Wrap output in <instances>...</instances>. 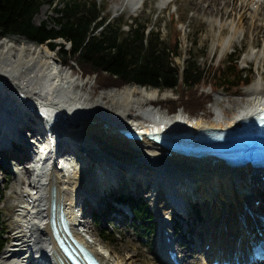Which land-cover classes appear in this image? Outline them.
I'll list each match as a JSON object with an SVG mask.
<instances>
[{"label": "bare ground", "instance_id": "6f19581e", "mask_svg": "<svg viewBox=\"0 0 264 264\" xmlns=\"http://www.w3.org/2000/svg\"><path fill=\"white\" fill-rule=\"evenodd\" d=\"M131 1L136 2L135 13H139L146 0H128ZM202 1L208 4L201 5V11L219 16L220 22L213 18L209 21V33L218 27L219 34L213 36L219 45L226 47L232 43L234 34L229 39L222 35L235 32L233 22L228 19L236 17L238 25L243 24L253 33L251 45L259 40L260 34L264 35V0ZM159 2L164 7L171 0ZM79 80L73 71L64 69L61 58L47 45L34 47L25 36L19 35L0 41V154L19 166L13 179L16 187L14 182L11 184V196L21 202H17L15 231L9 236V247L0 257V264H72L53 232V204L56 219L63 213L69 221L70 233L60 231V236L82 243L100 264H133V256H120L107 248L98 234L99 239L95 237L93 228L87 226L88 213L93 216L96 209L105 219L121 222L122 212L106 213L115 194L125 192L138 199L144 192L148 199L155 200V205L170 195L177 203V212H183L187 218L183 224L189 229L190 206L192 200H195L193 203L198 200L192 195L198 184L200 197H210L217 191L225 200L223 204L213 205L216 213H222L225 208L228 212L233 205H243L248 197L253 208L246 204L247 209L241 212L243 220L238 237L242 236L243 240L229 242L218 237L214 233L218 227L213 223L209 231L205 230L204 264L214 259H240L250 255L248 252L260 240L259 232L264 234V219H259L264 180H258L259 174L254 176L252 168H233L214 157L198 159L170 152L148 136L225 130L240 125L241 120L264 109V90L260 85L248 87L249 98L238 109L225 106L211 119L204 116L191 119L183 110L169 114L152 106L158 89L128 85L95 98L94 90L86 91L87 83ZM133 110L143 116L135 115ZM122 130L136 132L142 140L128 139ZM22 131H27V135ZM38 135L44 141L45 158L36 159L38 150L32 138L35 140ZM68 153L72 160L65 158ZM28 160L35 167L38 165L37 174L33 175L36 168L32 170L26 165ZM74 161L82 162L80 167ZM176 189H181L178 192L183 195L182 202L180 197H175ZM117 209L122 210L118 206ZM157 210L161 216L163 207ZM194 228L197 234L200 227ZM159 249L162 252V246ZM183 252L185 264H191V250L186 247ZM162 255L157 254L167 264Z\"/></svg>", "mask_w": 264, "mask_h": 264}, {"label": "trees", "instance_id": "16d2710c", "mask_svg": "<svg viewBox=\"0 0 264 264\" xmlns=\"http://www.w3.org/2000/svg\"><path fill=\"white\" fill-rule=\"evenodd\" d=\"M55 1L0 0V38L19 35L34 44L49 46L60 53L63 64H76L84 76L93 77L97 92L128 85L155 88L160 92L172 90L174 96L160 98L153 102L155 106L170 113L181 109L196 119L204 112L213 115L208 105L215 92L230 93L253 82L252 73L241 68L239 58L229 57L216 67L202 65L196 57L183 65L177 64L175 57L181 56L178 30L167 42L160 32L149 29L144 20L136 18L129 23L121 17L111 22L96 0H62L61 4ZM44 4H49L57 14L50 18L52 24L47 20L38 24L33 21ZM124 24L128 26L127 31L122 29ZM59 38L67 41L70 48L66 49L64 43L58 45L55 40ZM205 84L210 91L201 89ZM122 200L132 206V226L138 235L142 239L155 236L157 227L151 206L143 199L124 197ZM3 225L0 198V253L6 246ZM98 234L105 243L115 241L116 233L106 228H100ZM149 245L157 255L154 238Z\"/></svg>", "mask_w": 264, "mask_h": 264}, {"label": "rangeland", "instance_id": "374dc122", "mask_svg": "<svg viewBox=\"0 0 264 264\" xmlns=\"http://www.w3.org/2000/svg\"><path fill=\"white\" fill-rule=\"evenodd\" d=\"M96 1H98L99 4L102 5L104 13L110 16L111 22H114L116 19H119L121 17L125 18L126 21H129V23L134 22V19L136 18L140 21L144 20L149 29L160 32L161 36L167 42L171 40L175 30H178L181 56L175 57V61L177 64L183 65V63H186L191 58L196 57L197 61L200 64L216 67L226 62L229 57L239 58L241 68L244 69V71H250L252 73V84H259L260 88L264 90V35L260 34L259 40L254 45H251L252 43L250 42V40L253 33L248 32L243 24H237L239 21L238 17H236L235 19H228L229 22H233L232 26L233 29H235V32L233 33L232 31H228L222 35L225 36V38L227 36V39H229L231 34H234V38H232V43L225 47L219 45L218 40L215 39L213 36L219 34L217 26L213 27L212 33H209V29L211 27L209 21L213 18L216 19L217 22H220L219 16L213 17L209 15L206 11H201L200 6L208 4L202 0H171V2L165 5L164 7H161V4L159 2L160 0H146L144 8L139 13H135V1ZM56 2H58V4L63 3L62 0H56L55 3ZM198 2H200V5L197 4ZM58 6L59 5H56L55 7ZM56 15L57 14L50 7L49 4H44L43 6H41L39 12L34 16L33 21L34 23L38 24L43 20H47L49 23L52 24L53 21L50 20V18L55 17ZM122 29L124 31H127L128 26L124 24ZM12 36L13 35H7L5 38H11ZM5 38H0V41ZM55 42L58 45L64 43L66 49L70 48V44L64 39L59 38L56 39ZM33 46L36 47L38 45L33 43ZM57 50L58 49H56V51ZM58 57H61L60 53L57 54V58ZM64 69L73 71L74 77L80 79L79 81H85L87 83L85 90H94L93 95L95 96V98L99 97V95L103 93H108L113 90L121 89L110 87L107 89H103L100 92H97V84L96 82H94L93 77L84 76L76 64L74 66H65ZM201 89L203 91H210V87L207 84L203 85ZM247 89L248 87H244L242 89L232 90L230 93L225 91L215 92L213 94L212 102L208 105L209 110L213 112V115L211 116L208 114V112H204L200 116H204L206 117V119H211L214 115H216L218 111L223 110L225 106H230L232 108L234 107L236 109L240 108L239 106H243L249 98ZM171 96H174V92L172 90H167L165 92H160L158 90V95L154 100H152V102H155L160 98H168ZM218 99L220 100L218 101ZM234 100L238 101L239 104H233L232 101ZM156 107L160 108L166 113H170L167 110L161 108L160 106ZM134 113L135 115H138L140 117L143 116L139 113L138 110L134 111ZM190 118L194 119L192 117ZM142 120L145 119L142 118ZM21 133L27 135L28 132L22 131ZM39 138L41 137L38 135L37 139ZM37 139L34 140V138H32L34 142ZM37 150L38 149L36 148V151ZM39 153L40 151L38 150V154ZM65 158H70L72 160L71 153L66 154ZM25 162L28 163L26 165L30 166L33 170L32 165H34V163H32L31 160ZM74 162L76 164V167H80L82 163L80 161ZM18 171L19 166L16 165V162L14 160L7 159L6 157H4L3 154H0V198L2 200V222L4 224V238L6 240V246L0 253V257L4 255V253L9 247V236L15 231L13 221L19 205L18 203L21 204L20 201L11 196L13 190V188H11V184L14 182L13 179L15 173ZM34 174L35 171H33V175ZM24 180H27L26 177ZM13 186L16 187L15 182ZM199 187L200 185L198 184V186L194 188V194L192 195L194 196V198L196 196L198 200L196 201V203H192L190 206L191 220L188 224L190 225V228L188 229V232H190V234H187L185 236V234L183 233L185 228L182 227V235L184 236V238L181 234L176 236L182 237L183 240L188 238L191 239V243L188 242L184 245L187 247V249L191 250L190 253L191 255H193V257L189 258V260L192 261L191 264H204L205 250L202 244L203 239L206 235L205 230L209 231L210 225L212 223L214 226H216V228L218 227V230L215 229L216 232H214L218 235V237H224L225 239L229 240V242H234L239 238L242 239V236L238 237V232L240 231V226L242 225L241 220H243L241 212H245V210L247 209L246 207L244 208L246 204L248 205V207L251 208L250 200H252L248 197V195V200L243 205H239L238 207H235L233 205L230 207L228 212H225L226 208L224 209V211L222 208V210H220L223 212L219 214L213 211V205L216 202L223 204L225 202L223 197L218 195L216 191V194L211 195L210 197L202 198L199 195ZM141 196L142 199L145 200V202H147L153 210L154 221H156L158 225V231L155 236L151 238L144 237V239H142L134 230L133 226L130 224V219L126 220L124 223H122V221H113V223L109 224H105L104 222H102L100 224L94 225L92 230L94 231L95 237L97 238L98 231L102 226L106 227L110 231H114L116 233L115 241L113 243H102L107 248H109L120 256H133V264H164L161 259L153 253L149 243L150 240H153V238H155L157 242V244L155 245L157 248L155 247V249H158V239L160 237L159 227L162 228L163 226H165V222H168V219L169 222H173V210L169 208L165 209V197H162L159 201V204L155 205V202L152 201V199L147 198L146 193L143 192ZM263 201L262 204L259 206V219L262 220L264 219ZM158 207H163V212L161 216L158 215ZM251 209L253 210V208ZM218 214L219 216H217ZM179 218H182L184 221L186 220L184 219V217L181 216L178 217V219ZM86 221L87 226H90V222H92V219L89 213L86 216ZM162 222L164 224L163 226ZM196 225L200 227V230L197 234L194 228ZM227 227H229L230 230ZM198 240L201 241V243H198Z\"/></svg>", "mask_w": 264, "mask_h": 264}, {"label": "water", "instance_id": "95a60500", "mask_svg": "<svg viewBox=\"0 0 264 264\" xmlns=\"http://www.w3.org/2000/svg\"><path fill=\"white\" fill-rule=\"evenodd\" d=\"M92 256V259L89 258H82L78 256L79 262H76L74 259H72L73 264H100V262L94 257L92 253H89ZM94 261V263H93Z\"/></svg>", "mask_w": 264, "mask_h": 264}]
</instances>
